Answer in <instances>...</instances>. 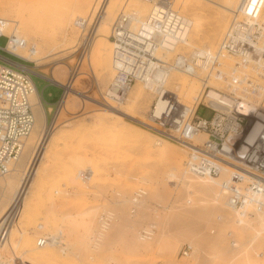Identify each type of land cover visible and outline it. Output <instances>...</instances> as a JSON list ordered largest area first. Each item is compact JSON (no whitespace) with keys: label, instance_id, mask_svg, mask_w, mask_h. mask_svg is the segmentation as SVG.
Here are the masks:
<instances>
[{"label":"rangeland","instance_id":"rangeland-1","mask_svg":"<svg viewBox=\"0 0 264 264\" xmlns=\"http://www.w3.org/2000/svg\"><path fill=\"white\" fill-rule=\"evenodd\" d=\"M92 1L91 7L95 0ZM105 2L110 3L112 0L98 2L88 29L97 14H102L101 7L104 10ZM144 2L143 8L152 9V3ZM74 3L75 0H0V17L8 22L6 33L18 29L33 45L32 50L28 48L18 52L24 57H33L32 62H22L1 48L0 55L28 65L35 71L32 77L45 104L65 92V103L62 99L56 113L53 116L48 114V126L56 128L75 119L74 125L80 128L77 131V125L76 130L65 127L61 131L62 137L56 139L58 144L56 149L54 146L56 151L52 150L53 157L44 163L39 179L26 194L16 221L18 226L13 229L11 241L6 247L13 255L7 258L6 263L264 264V234L261 239L254 238L260 213L255 212L254 216L247 217V221L237 220L234 224H226L220 220L221 212L212 211L209 197L213 191L218 192L219 186L217 188L211 180L201 179L186 171L188 152H182L185 146L150 129L145 123L125 117L126 124L119 117L104 113L118 107L133 116H144L146 123H150L147 105L155 102L156 95L138 81L120 104H102L99 89L104 90L114 76L113 44L108 34L111 30L106 35L102 32L97 34L93 42L96 46L93 44L87 52L86 61H83L82 49L79 46L77 49L72 47L80 37L83 41L85 35L73 23ZM131 3V0H120L114 4L118 11H124L135 8L127 6ZM174 10L192 17L191 7ZM119 13L110 15L113 23ZM205 16L212 18L213 13L206 10ZM188 34L191 42L178 48L181 53L213 50L222 37L214 36L211 31H195L194 25ZM212 41L216 43L214 47L210 45ZM6 43L7 37H0V47ZM68 46L72 47L70 52L58 54V59L44 56L53 48L59 50ZM89 56L92 67L89 65ZM171 57L174 58L175 53L169 55ZM0 63L11 65L2 59ZM41 75L54 78L62 86ZM69 75L72 76L70 80H73L74 87L67 93L70 90V83H67ZM183 76V84L185 81L193 82L188 88L190 94H187L188 103L191 104L195 99L193 96L197 95L199 82L184 73ZM96 112L101 114L102 121L95 127H89L87 122ZM199 114L206 117L211 115L203 107ZM122 121L123 126L120 128ZM130 122L179 146L177 155L184 158L180 167L176 168L173 164L176 151L160 156L162 145L158 147L154 142H147L148 137L143 131L135 129L134 132L132 130L133 134H128V130L122 129L133 126ZM84 173L88 174L87 178ZM184 178H192L203 187L206 183L211 190L200 191L198 187L197 191L185 189L182 183ZM18 182L15 181L12 187ZM140 188L146 191V195L134 212L131 209L133 197ZM14 192L13 188L9 190L6 201L0 203V221L6 212V202H10ZM222 207L227 213L231 212L225 205V199H222ZM192 212L202 213L203 216L192 218ZM103 213L113 218V221L106 225L100 222ZM148 229L153 230L150 239L141 234V231ZM220 229L223 231L215 241V234ZM203 233H207L204 238L201 237ZM48 234H56L57 241L38 246L39 238ZM81 234L86 237V241H79ZM187 244L192 245L193 250L189 255H184L181 249Z\"/></svg>","mask_w":264,"mask_h":264},{"label":"built area","instance_id":"built-area-1","mask_svg":"<svg viewBox=\"0 0 264 264\" xmlns=\"http://www.w3.org/2000/svg\"><path fill=\"white\" fill-rule=\"evenodd\" d=\"M146 1L153 3L147 17L138 18L122 11L112 25L109 38L113 44L114 76L104 90L99 89L102 104H120L137 80L146 87L155 85L151 123L145 124L187 148L188 173L207 179L220 178L232 209L244 213L250 207L264 214V20L261 17L264 0H243L240 12L231 16L215 49L179 52L170 59L164 58L165 51H176L184 44L190 23L164 0ZM88 24L89 21L82 24L86 28L79 45L83 57L89 51L94 28L91 25L88 29ZM7 25V20L0 17V37H7L6 45L0 48L22 62H32L18 51L32 50L33 45L21 35L7 34ZM227 57L237 59L228 70L223 64ZM0 59L11 64L0 63L2 178L14 167L34 129L36 118L31 98L38 89L32 77L35 71L30 66L2 55ZM175 69L193 76L199 70L204 71L201 93L190 105L165 90L169 74ZM64 95L65 92L63 98ZM161 99L164 102L157 109ZM202 107L211 113L210 117L199 114ZM201 134L206 135L205 140L196 139ZM189 140L197 141L199 146ZM84 177L88 174L84 173ZM145 195L143 188L135 192L131 208L134 212ZM111 221L113 218L106 213L100 217L105 225ZM152 233L141 231L146 239ZM57 239L56 234L44 235L37 245L44 246ZM192 250L187 244L181 252L189 255Z\"/></svg>","mask_w":264,"mask_h":264},{"label":"bare ground","instance_id":"bare-ground-1","mask_svg":"<svg viewBox=\"0 0 264 264\" xmlns=\"http://www.w3.org/2000/svg\"><path fill=\"white\" fill-rule=\"evenodd\" d=\"M99 1L100 0H95L92 7H91V4L93 2L92 0L91 1L90 0H75L72 20H73V23L76 25V27L81 29L82 35H83V30H86V28L84 26H82V24L84 23L86 25L87 22L89 21L88 26L90 25V21L92 20L91 16L94 15V12L96 11V8L98 6ZM117 1H120V0H117ZM117 1L112 0V2H110V3L105 2L106 5H104V10L101 7L102 14L101 15L97 14V16L93 19L92 28L93 27L94 28H93V32H92V37L89 41V49L92 48V46L94 44L93 42L96 39V36L98 33L101 34L100 32H102L103 34L106 35L111 30L112 25H113V19H111L112 17L110 18V15H112L116 12H122V11H118L116 4H114ZM131 1H132V3L128 4L127 6L128 7L134 6L136 9L135 8H128L124 11H129L130 13L134 14L138 18L147 17L153 9V7H152V9H149V7L143 8L144 3H145L144 0H131ZM164 1H166L173 9H179L180 10V9H186V8L191 7V10L193 11V13L190 15L192 17H190L188 15L184 16L182 14L189 21L190 26L194 25L195 31H198V32H209V31H211V33H214V36L223 35V33L226 31V29L228 28V25L230 23L229 17L231 18V16L234 15V13L236 11L240 12V8H241L240 6L243 2V0H164ZM149 3H151V2H149ZM118 4H120V3H118ZM206 10L213 13L212 18L205 16ZM261 17L264 20V14ZM228 19H229V22H228ZM71 29L72 28H70L69 30L71 31ZM70 31H69V34H70ZM73 31H74V29H73ZM76 31H78V29ZM13 33L23 36L18 31V29H13L11 32H9L7 34L11 35ZM63 34H67V33H63ZM108 34H110V33H108ZM81 38L82 37H80V39L77 41V44H75V46L74 45L72 46L73 48L76 47V49H77V47L80 45V43L82 41ZM25 39H27V38H25ZM219 39H217V41ZM190 42H191V37L187 33L185 36V39H184V45H189ZM215 44L216 43L214 41H212L210 45H213V47H214ZM72 47L68 46V47H65V48H62L59 50H56V48H53L48 54H45L44 56H46V58L58 59L60 57V56H57L58 54L61 55V54L68 53V52H70L69 49ZM180 47L181 46L177 47L176 51H165L164 50L165 51L164 58L170 59L169 55H171V54L174 55V53L176 55L177 54L176 52H179L178 48H180ZM201 50H206V49H201ZM208 50H211V49H208ZM32 57L30 56V57H26V58H29V60L31 61ZM43 58H41V59H43ZM85 58H86V56H84L82 58V60L86 61ZM233 58L234 57H232V58L227 57L224 59L223 64L229 69L232 68L237 63V61H236L237 59L235 58L236 59L235 60ZM35 61H37V60L35 59ZM89 62H90L89 63V65H90L91 64L90 56H89ZM86 63H88V62H86ZM185 75H188V74H185ZM203 76H204L203 70H199L197 72L196 76L188 75V77H192L193 79H196L199 82V88L197 91V95L193 96L195 98L201 93L202 86H201L200 82H201V80H202L201 78ZM71 77L72 76L69 75V80L67 81V83H70V86H69L70 90L67 91V93H70V91H72V87H74V86H72L73 80L72 81L70 80ZM182 77L183 78L185 77V76H183L182 72H180L177 69L172 70V72L169 74L168 80L166 81L165 90L167 92L174 94L179 99V101H181L182 103H184L186 105H190L188 103L187 94L189 93L188 88L190 89V86L192 85L193 82L187 83L185 81V84H183V82H181ZM76 79H77V77H76ZM76 79H75V81H76ZM137 82H138V80L135 81V83L131 86L130 89H132V87L134 85H136ZM212 83L215 84L216 82L213 81ZM144 87L147 88V90L150 91L153 95H156L157 90L155 89V85L151 86V87H146L144 85ZM128 93H129V91H128ZM191 94H192V92H191ZM31 99H32L33 110H34V114H35V118H36L34 129L31 132V134L29 135V137L26 139V141L23 145V149L21 151V154L18 157V160L16 161V163L14 164V167L12 168V170L5 177L0 178V203H2L3 201L4 202L6 201L5 197H6V194L9 190H12V188H13V190L15 191L14 196L11 198L10 202L9 201L6 202L7 203L6 212H5L2 220L0 221V264H8V263H6L7 258H9L13 255V252H8V250H6L7 249L6 247L9 245V243L11 241V237H12L11 233H12L13 229L18 226V224L16 225L18 214H19V212L23 206L26 194H28V192H30V188L32 187V185H34V182H36V180L39 179L38 175H39L40 171L42 172V168H43L42 166L44 165V163H47L48 161H50V159L53 157V155L51 156L52 150H55L56 146L58 144V141L56 139H60L62 137L63 133L61 135V131L63 128L71 127L73 129L75 128L74 130H76V128H77L76 127L77 124L74 125V121H76L75 119L70 120L66 123H63V124L57 126L56 128L55 127L52 128L51 126H48L47 120H46L45 110L43 108L40 96H39L37 91L34 92ZM124 100H125V98H124ZM124 100H122V101H124ZM163 102H164V99H161L158 101L157 109H159L162 106ZM64 103L65 102H63V104ZM154 105H155V102L152 103L151 105L148 103V105H147V106H149V108H148L149 109L148 110L149 122L151 120L150 113L154 110ZM146 109H147V107H145V110ZM104 113L113 114L116 117H119V119L123 120L124 122L127 121L125 119V117L130 116V117H133L134 119L139 120L142 123H146V118L144 116L143 117L142 116H140V117L133 116L131 113L123 110L122 108H118V107L110 108V109L104 111ZM94 115H93L94 117L90 118L87 122L89 127H95V126L99 125V123L102 121L101 114H99V113L95 114L94 113ZM123 121H122L121 125H119L120 128L123 126ZM130 123H131L130 125H133V126H127V127L122 128V129H124L126 131L127 130L130 131V132L127 131L128 134L129 133L133 134L135 129L141 130V132L143 131V133H145L146 136L148 137L147 140L145 139L147 142H149L151 144L154 142L153 144L158 145V147H159V145H162V147L160 148V151H159L160 156H166L170 152L175 153V151H176V155L173 158V164H175L177 166L176 168L180 167L184 158L179 156V154L177 155V151H180V150H178L179 146H177L175 143H173V142H171V141H169L163 137H160V136L150 132L149 130H147L145 128H142V127H140V126H138L132 122H130ZM78 128H79V126H78ZM79 130H80V128L77 129V131H79ZM132 130H133V132H132ZM63 131L65 134L66 131L65 130H63ZM170 133H171V135H174L172 132H170ZM57 136H58V138H57ZM196 139H199L200 141L205 140L206 135L201 134ZM189 142L191 144L199 146L197 141L189 140ZM54 146H55V149H54ZM184 151L187 152L186 148H184V149L182 148V152H184ZM25 163L27 164L26 166H24ZM22 167H24V170H21ZM20 172H22V173L20 174ZM199 178L204 179V180H211V183H213L217 188L219 186L218 192L213 191L211 193V195H209V197L212 201V211L215 210V211L221 212L220 220H223V222L225 221L226 224H232V223L234 224V222H236L237 220L247 221V217H252L255 215V212L250 207L246 208L244 213H239L238 211L232 209L229 206L227 197H226L223 189L221 188L220 178H210V179L202 178V177H199ZM1 179H4V181L2 182ZM17 180L19 182L15 183V185L12 187L14 182ZM182 183L184 185V188L189 189V190L194 189L195 191H197V187H198V190H200V191L201 190L209 191V189L211 190V187L206 186V183H205V187H203L202 185L199 186L200 182H198L192 178H190V179L184 178V179H182ZM201 184H202V182H201ZM221 198L223 200L225 199V205L231 209V212L227 213L224 210V208L222 207V199ZM202 216H203L202 213L192 212V218H198V217L201 218ZM258 219H259L258 220L259 227L254 232L255 233V235H254L255 239H261L262 235L264 234V214L260 213ZM148 231H151V233L153 232L152 229H148ZM222 231L223 230L220 229L215 234V241L218 240ZM203 234L204 235L201 236L202 238H204V236L207 233H203ZM79 241L80 242L86 241V237L81 234L79 236ZM192 248H193V246H192ZM23 264H26V263H23Z\"/></svg>","mask_w":264,"mask_h":264},{"label":"crops","instance_id":"crops-1","mask_svg":"<svg viewBox=\"0 0 264 264\" xmlns=\"http://www.w3.org/2000/svg\"><path fill=\"white\" fill-rule=\"evenodd\" d=\"M43 77H45V78L51 80V82H53V80H55L54 78H50V77H48V76H46V75H44ZM55 81H56V80H55ZM55 81H54L53 83L62 86L61 83H59V82H55ZM77 92H78V91H77ZM63 93H64V92H63ZM63 93H62V95H61L59 98L51 99V100L48 101L47 104H45V103L43 102L41 96H40L39 91H38V94H39V96H40V99H41V102H42L43 108H44V110H45L47 123L49 122L48 114H52V116H53V115L56 113V111H57V109H58V107H59V104L61 103V101H62V99H63ZM65 100H66V99H63V102H65ZM66 105H67V104H66ZM61 108H62V106H61ZM66 108H68V107H66Z\"/></svg>","mask_w":264,"mask_h":264},{"label":"water","instance_id":"water-1","mask_svg":"<svg viewBox=\"0 0 264 264\" xmlns=\"http://www.w3.org/2000/svg\"><path fill=\"white\" fill-rule=\"evenodd\" d=\"M126 117L129 118V119H131V120H134V121H136V122H140L139 120L134 119L133 117H130V116H126Z\"/></svg>","mask_w":264,"mask_h":264}]
</instances>
